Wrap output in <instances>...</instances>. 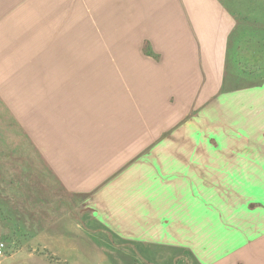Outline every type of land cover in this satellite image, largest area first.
Listing matches in <instances>:
<instances>
[{
    "label": "crops",
    "instance_id": "crops-1",
    "mask_svg": "<svg viewBox=\"0 0 264 264\" xmlns=\"http://www.w3.org/2000/svg\"><path fill=\"white\" fill-rule=\"evenodd\" d=\"M30 1L0 0V119H22L7 57ZM106 7L111 51L96 56L114 74L102 83L98 62L96 144L60 156L34 138L27 160L0 148V236L17 243L0 264H264V0ZM101 120L118 150L106 166L91 158Z\"/></svg>",
    "mask_w": 264,
    "mask_h": 264
},
{
    "label": "rangeland",
    "instance_id": "rangeland-1",
    "mask_svg": "<svg viewBox=\"0 0 264 264\" xmlns=\"http://www.w3.org/2000/svg\"><path fill=\"white\" fill-rule=\"evenodd\" d=\"M104 1L105 7L99 8L98 0H40L39 7L35 0L34 4L30 1L22 11H18L14 23L12 19L10 28L16 30L10 31L9 38L8 98L14 101L13 107L17 108L22 119H0V136L4 141L0 148L7 151L0 155L6 156L11 151L7 145L15 148L21 144L25 160L32 159L29 144L34 138L46 151H57L58 155H64L67 145L71 151L75 140L81 136L91 140L92 145L96 144L95 114L86 112L96 110L97 106L98 62L106 65L104 73H100L102 83L104 79L111 85L114 74L110 65L113 64V56L105 55L104 62H101L102 56H96L97 50L111 51L112 40L108 36L113 28L112 17L107 13V0ZM18 34H22L24 42L20 44L19 40L16 46L11 40ZM54 66L56 71L50 72ZM108 96L112 97V89L107 93L106 86L105 112L113 111L112 104L107 103ZM48 101L55 103L49 104ZM17 127L24 130V137L17 135ZM108 128L109 121L101 120L99 129L103 143L94 147L93 153L89 152L92 153L91 158H102L105 166L118 152L107 143L108 138L113 139L108 135ZM3 239L8 244L13 243L15 248L12 250L16 249L14 239Z\"/></svg>",
    "mask_w": 264,
    "mask_h": 264
},
{
    "label": "built area",
    "instance_id": "built-area-1",
    "mask_svg": "<svg viewBox=\"0 0 264 264\" xmlns=\"http://www.w3.org/2000/svg\"><path fill=\"white\" fill-rule=\"evenodd\" d=\"M9 244L12 245V247L9 246ZM9 244L6 242L5 239L0 237V258L4 257L5 255H8L14 251L11 249V248H15L13 243H9Z\"/></svg>",
    "mask_w": 264,
    "mask_h": 264
}]
</instances>
